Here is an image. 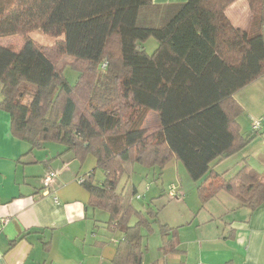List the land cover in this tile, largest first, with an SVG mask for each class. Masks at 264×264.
I'll return each instance as SVG.
<instances>
[{"label": "trees", "instance_id": "trees-1", "mask_svg": "<svg viewBox=\"0 0 264 264\" xmlns=\"http://www.w3.org/2000/svg\"><path fill=\"white\" fill-rule=\"evenodd\" d=\"M232 1L0 0V37H24L19 49L0 44V110L18 139L62 144L80 161L94 157L105 178L96 183L92 172L81 184L89 204L108 212V228L123 234L112 264H140L141 226L156 221L150 206L141 212L116 187L134 161L162 169L179 160L199 181L202 204L220 190L249 208L264 204L259 173L246 165L223 180L211 168L261 133L238 130L233 94L264 75V0H246L249 31L224 15ZM33 31L50 35L51 45ZM149 37L158 43L151 54L142 44ZM60 55L79 73L73 85L52 61ZM124 107L156 112L157 130L132 119L128 126ZM171 230L160 225L166 253L175 249Z\"/></svg>", "mask_w": 264, "mask_h": 264}, {"label": "crops", "instance_id": "crops-1", "mask_svg": "<svg viewBox=\"0 0 264 264\" xmlns=\"http://www.w3.org/2000/svg\"><path fill=\"white\" fill-rule=\"evenodd\" d=\"M224 12L233 27L249 31L248 1L234 0ZM233 99L242 108L235 116L238 130L252 132L258 121L261 133L230 156L214 160L212 171L227 180L247 165L264 177V75L235 91ZM7 113L0 110V264H112L123 234L108 228V212L89 204V193L77 180L92 174L94 157L80 161L62 144L18 139ZM48 169L56 175L45 193L41 177ZM197 207L189 216L183 211L173 224L164 223L171 226L167 235L175 249L163 252L162 237L153 258L145 260V245L140 264H264V204L249 208L220 190Z\"/></svg>", "mask_w": 264, "mask_h": 264}, {"label": "rangeland", "instance_id": "rangeland-1", "mask_svg": "<svg viewBox=\"0 0 264 264\" xmlns=\"http://www.w3.org/2000/svg\"><path fill=\"white\" fill-rule=\"evenodd\" d=\"M31 34V36H34L41 41V45H45L43 42L47 43L46 45H51L49 42H46L50 40V35L40 34V36L38 35V31H33ZM23 42L24 37L19 34L0 37L1 45H8L14 49L21 48ZM142 44L144 50L149 54L152 52L154 53V50L158 47L157 40L154 37H149ZM52 61H54L58 69L63 67L61 73L64 74L71 85L75 84L79 73L76 69L68 66L72 60L66 55H60L58 58L52 57ZM27 90L30 91L31 89L28 88ZM1 98L0 91V100ZM80 98L83 100L82 96ZM27 99L28 97H25L22 101L28 103L29 100ZM114 101L115 100L112 101V103H115L114 105L118 106L122 104L121 100ZM122 109L123 118L127 120L125 122L128 126H130V120L132 119L133 121L141 122L143 128L146 127L150 131L157 130L156 115L153 111H139L132 108L129 109V107H124ZM185 170V167L179 160L171 159L162 169L159 167H147L134 161L124 173H121L118 186L116 187L120 189L122 188L123 192L127 193V199L129 202L136 209H141V212L149 210L148 206H150L153 209V212L156 213V221L151 217L153 219L151 230L148 229V226H141L143 244H147L149 249L148 253H146L148 256H145V260L147 257L151 258L152 253H154V255L158 253H155L154 249L157 248V245L161 242V224L166 223V221L173 224L175 219L178 218L183 211L186 212L185 216H189L190 210L197 209L198 204H202L197 190L199 181L192 180ZM92 171L96 183L104 180L105 175L102 169L97 168L96 165H94ZM260 174H263V172ZM171 185L176 193L175 196L172 197L168 194ZM133 188H135L134 192L132 191ZM137 194L139 195L138 198L136 197ZM167 226L169 227L168 224ZM143 250H145L144 246Z\"/></svg>", "mask_w": 264, "mask_h": 264}, {"label": "built area", "instance_id": "built-area-1", "mask_svg": "<svg viewBox=\"0 0 264 264\" xmlns=\"http://www.w3.org/2000/svg\"><path fill=\"white\" fill-rule=\"evenodd\" d=\"M260 128V124L258 121H255L252 125V130H257ZM56 175V171L52 170V169H48L45 174L41 177V185H42V189H43V192H47V188L50 186L51 182L53 181L54 179V176ZM77 180L82 183L83 181V177L82 176H79L77 178ZM168 194L170 197L172 196H175V191L173 190V186L171 185L169 190H168ZM136 197L138 198L139 195L137 194Z\"/></svg>", "mask_w": 264, "mask_h": 264}]
</instances>
